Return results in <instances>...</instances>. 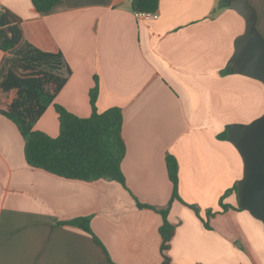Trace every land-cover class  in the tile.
<instances>
[{
	"label": "crops",
	"instance_id": "crops-1",
	"mask_svg": "<svg viewBox=\"0 0 264 264\" xmlns=\"http://www.w3.org/2000/svg\"><path fill=\"white\" fill-rule=\"evenodd\" d=\"M249 1L264 38V0ZM3 8L20 19L26 43L62 55L67 80L55 104L87 118L96 86L99 113L121 110L125 155L124 185L61 178L27 165L17 127L0 115V264H264L263 224L233 191L241 159L218 138L264 113V84L232 72L244 20L229 0H159L156 18L135 14L130 0H61L45 15L30 0H0ZM8 56L0 51V63ZM34 129L58 136L53 105ZM168 156L183 203L170 204L163 253ZM77 218L90 233L59 225Z\"/></svg>",
	"mask_w": 264,
	"mask_h": 264
},
{
	"label": "trees",
	"instance_id": "trees-1",
	"mask_svg": "<svg viewBox=\"0 0 264 264\" xmlns=\"http://www.w3.org/2000/svg\"><path fill=\"white\" fill-rule=\"evenodd\" d=\"M35 11L48 14L61 0H30ZM159 0H130L131 10L138 15L155 13ZM0 51L8 53L0 63V115L17 127L23 139V154L27 165L55 176L84 182L107 179L124 185L121 161L125 155L122 139L123 116L119 108L99 113L95 107L97 87L89 93L91 114L80 118L55 104V98L66 83L59 73L60 53H45L23 40L20 19L9 10L0 9ZM53 105L58 120V136L49 137L34 129L36 122ZM227 127L218 138L228 140ZM172 196L167 208L159 210L162 250L171 240L173 227L167 221L172 201L178 196V164L172 156L166 158ZM233 191L237 194L236 185ZM138 208L153 209L137 203ZM223 211L227 206L222 205ZM199 217V211L190 206ZM238 208L240 209L239 205ZM154 210V209H153ZM207 211V218L215 215ZM90 233L89 220L77 218L61 223ZM206 228L208 226L204 224ZM166 259V258H164Z\"/></svg>",
	"mask_w": 264,
	"mask_h": 264
},
{
	"label": "water",
	"instance_id": "water-1",
	"mask_svg": "<svg viewBox=\"0 0 264 264\" xmlns=\"http://www.w3.org/2000/svg\"><path fill=\"white\" fill-rule=\"evenodd\" d=\"M229 7L244 20V31L234 42L232 72L264 84V38L256 10L249 0H229ZM227 137L243 166L236 183L238 205L264 227V113L248 124L230 125ZM162 264H170L169 258Z\"/></svg>",
	"mask_w": 264,
	"mask_h": 264
},
{
	"label": "built area",
	"instance_id": "built-area-1",
	"mask_svg": "<svg viewBox=\"0 0 264 264\" xmlns=\"http://www.w3.org/2000/svg\"><path fill=\"white\" fill-rule=\"evenodd\" d=\"M144 17H151V18H156L157 17V13H146V14H141Z\"/></svg>",
	"mask_w": 264,
	"mask_h": 264
},
{
	"label": "rangeland",
	"instance_id": "rangeland-1",
	"mask_svg": "<svg viewBox=\"0 0 264 264\" xmlns=\"http://www.w3.org/2000/svg\"><path fill=\"white\" fill-rule=\"evenodd\" d=\"M50 137V136H49ZM52 138H55V137H52ZM240 157V156H239ZM241 159V158H240ZM242 162V161H241ZM194 211V210H193ZM194 213H195V211H194ZM162 249V248H161ZM165 252V250H163V253ZM164 258H166V257H164Z\"/></svg>",
	"mask_w": 264,
	"mask_h": 264
}]
</instances>
